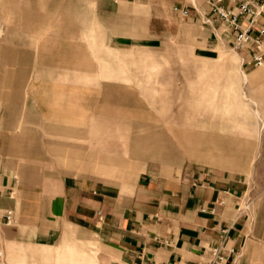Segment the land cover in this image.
<instances>
[{
    "label": "rangeland",
    "instance_id": "rangeland-1",
    "mask_svg": "<svg viewBox=\"0 0 264 264\" xmlns=\"http://www.w3.org/2000/svg\"><path fill=\"white\" fill-rule=\"evenodd\" d=\"M95 2L0 0V125L13 130L11 148L0 150L7 166L16 178L15 168L24 170L26 184L38 169L113 179L130 175L128 147L138 138L140 171L149 161L244 176L242 206L261 225L264 64L245 69L224 39L215 52L200 49L206 28L182 19L171 0L103 11ZM14 251L5 264L116 260L97 238L70 228L52 248Z\"/></svg>",
    "mask_w": 264,
    "mask_h": 264
},
{
    "label": "crops",
    "instance_id": "crops-1",
    "mask_svg": "<svg viewBox=\"0 0 264 264\" xmlns=\"http://www.w3.org/2000/svg\"><path fill=\"white\" fill-rule=\"evenodd\" d=\"M208 1L197 0L196 5L171 0L170 4L182 19L206 28L200 49L215 52L219 40L228 42L230 36L221 22L205 23L212 17ZM136 2L140 0L95 3L103 11L106 6L120 9ZM12 131L0 125V150L11 148L8 134ZM137 148L138 138L128 147L130 175L119 171L113 179L77 178L38 169L30 184L21 168H15L21 175L16 178L7 166L11 160L0 152V245L4 256H15V249L52 248L60 232L70 228L97 238L100 246L112 251L115 264H205L210 249L218 246L225 252L233 250L227 264H264V222L251 224L242 206L248 188L244 176L227 170L192 169L185 163L162 168L149 161L140 171L133 155ZM99 159L106 164V155L100 153ZM99 172L107 173V169L100 167ZM7 212H11L9 225Z\"/></svg>",
    "mask_w": 264,
    "mask_h": 264
},
{
    "label": "built area",
    "instance_id": "built-area-1",
    "mask_svg": "<svg viewBox=\"0 0 264 264\" xmlns=\"http://www.w3.org/2000/svg\"><path fill=\"white\" fill-rule=\"evenodd\" d=\"M188 1L194 4V0ZM208 5L212 17L205 23L216 20L227 26L228 44L243 56L242 66L261 67L264 64V0H209ZM5 219L9 225L11 212L6 213ZM209 252L210 257L205 264H227L233 250L225 252L218 246ZM0 264H5L1 247Z\"/></svg>",
    "mask_w": 264,
    "mask_h": 264
}]
</instances>
